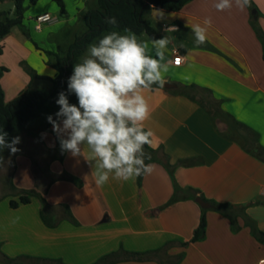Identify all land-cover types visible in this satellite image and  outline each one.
Instances as JSON below:
<instances>
[{
	"label": "crops",
	"instance_id": "0c3cea01",
	"mask_svg": "<svg viewBox=\"0 0 264 264\" xmlns=\"http://www.w3.org/2000/svg\"><path fill=\"white\" fill-rule=\"evenodd\" d=\"M73 1L79 7L76 17L62 12L68 19L53 16L57 21L44 23L40 30L35 19L51 14L55 7L30 8L24 20L26 32L13 27L0 38L5 45L4 49L0 44L2 52L11 51L15 60L26 57L30 62L36 58V63H31L33 68L43 70L37 74L53 78L50 73L57 71L40 48L46 46L48 54L59 53L65 44L68 50L70 36L84 30L81 13L92 2ZM8 2L0 4V11ZM219 2L192 0L180 11L162 10V17L155 16L154 9L151 19L157 35L137 37L153 58L152 40H170L162 64L172 61L176 49L185 59L180 66L170 63L168 72L163 73L165 82L173 87L141 90L150 110L142 127L153 133L149 147L156 150L157 157L148 163L153 170L141 181L139 177L124 181L110 173L107 183L97 185L91 149L82 145L83 156L79 158L65 150L60 159L57 137L69 139L70 135H58L52 125L20 136L16 147L21 149L12 158L7 186L3 188L0 182V264H96L105 255L125 251L157 252L141 260L124 256L115 264H162L175 261L182 253L179 264H258L264 259V161L245 148L243 138L227 119L213 117L207 110L218 103L224 114L257 132L264 148L263 46L251 25V13L257 11L247 6L241 9L236 0H231L232 7L219 11L214 6ZM243 2L240 0L241 5ZM253 2L264 31V0ZM205 19L211 20L210 26L205 25ZM194 25L207 29L206 41L199 46ZM168 27L176 30L165 31ZM63 38L67 39L64 44ZM7 75L1 79L7 102L26 90L29 81L52 85L48 79L31 80L23 71L13 78ZM179 88H186L194 98L177 93ZM59 123L63 128L62 120ZM0 155L7 156L6 161L12 156L8 149ZM168 160L177 164L172 173L165 165ZM176 186L181 188L178 195L185 198L167 205ZM188 188L197 190L198 196L232 207L226 210L228 214L212 206L203 208L196 198H187ZM21 189L35 190L46 198L53 207L55 227L44 223L37 196L28 204L11 207L12 200H19ZM203 209L206 233L192 242Z\"/></svg>",
	"mask_w": 264,
	"mask_h": 264
},
{
	"label": "clouds",
	"instance_id": "9594fccd",
	"mask_svg": "<svg viewBox=\"0 0 264 264\" xmlns=\"http://www.w3.org/2000/svg\"><path fill=\"white\" fill-rule=\"evenodd\" d=\"M236 4L241 9L250 7V0H240ZM215 8L223 11L232 7L231 0H220ZM155 16H163V11L156 9ZM172 15V14H171ZM112 26L118 24L115 17L107 19ZM205 25L210 26L211 20L205 19ZM197 37L196 45L206 41L207 29L199 25L192 26ZM176 30L168 27L165 31ZM125 34L110 31L97 42L88 45L80 63L73 65V74L68 78L67 89L75 95L78 103L70 104L64 92L59 93L56 103L60 106L56 116L61 124L47 117L48 123L58 135L68 132L69 139L61 140V152L71 150V157L83 156L82 145L86 144L94 154L96 184L108 182L109 174L127 181L150 174L153 165L145 164L144 158L151 155L144 150L151 144V130L145 131L142 122L150 115L149 105L141 94L142 89L152 85L166 83L163 73L168 72V61H164V50L170 40L167 37L152 40L155 58L148 55L147 46L138 42L136 33L125 28ZM182 46V45H181ZM178 63V61H177ZM55 70L50 73L55 76ZM21 142L19 136L8 139V133L0 129V153L8 149L10 155L20 151L16 145ZM4 157L0 155V167H3ZM258 264H264V259Z\"/></svg>",
	"mask_w": 264,
	"mask_h": 264
},
{
	"label": "trees",
	"instance_id": "16d2710c",
	"mask_svg": "<svg viewBox=\"0 0 264 264\" xmlns=\"http://www.w3.org/2000/svg\"><path fill=\"white\" fill-rule=\"evenodd\" d=\"M4 1L6 0H0V4ZM9 1L14 3L13 17L10 16V12L0 11V38L7 36L15 26L21 27L22 30L26 32L24 25L25 11L27 9L26 4H37L40 0ZM55 1H57L62 12L65 13L66 10L64 1ZM190 1L192 0H89L88 3L90 4V2H92V5H89V7L81 13L84 21V30L79 35L74 37L65 54L52 53L54 59L47 61L50 66L56 69V76L54 78L43 77L39 76L35 70H30L32 80L38 78L50 80L52 82L50 89H32L29 87L22 91L13 100L7 102L5 99V91L1 85V79L8 69L0 67V129L7 132L8 139L11 140L13 137H20L25 132L33 133V131H31L32 125L37 119L45 120L49 115H51L52 118H54L53 120L59 122L61 119L56 116V113L60 109V106L56 103L59 99V93L64 92L68 97L70 104L78 103L75 95L68 92L67 83L68 78L73 74V65L82 62L81 58L85 55L89 44L97 42L103 35L110 31L115 30L121 32V34H125L123 32L125 28L131 29L134 33H136L137 37L144 34L150 37H155L157 35V30L151 19L152 11L154 9H159L165 12H177L182 10L183 7ZM249 9L252 12L253 10L257 11L256 14L251 13V25L262 43L264 57V31L258 23L257 17L259 16V11L253 0H250ZM110 17L116 18L118 22L116 26L106 23L107 19ZM0 53H2V46H0ZM157 86L160 85L156 84L151 87ZM176 92L194 98L186 88H179ZM201 104L203 107L207 108L204 102H201ZM212 106L215 108V112L209 108H207V110L213 115V117H219L221 115L223 118L231 121V124L234 125L233 127L231 126L232 129H235L237 132L244 130L252 136V138L242 136L245 148L253 155L264 161V148L259 144L258 133L245 124L235 120L230 114H224L218 103L214 102ZM50 125L52 124L47 123L45 128L50 129ZM61 140V138L57 137V147L60 152ZM144 150L151 155L150 160L146 157L144 158L145 164H148L150 161L157 160L156 150L149 147V145H145ZM64 152H61L60 159L63 158ZM165 165L171 173L173 168L177 166V164H170L169 160L165 163ZM142 177L143 175L139 177V181H141ZM69 179L75 180L73 177H69ZM180 189L181 188L176 186L175 194L167 205L185 198L178 195ZM19 191V200H12L11 207L17 208L21 204H28L31 202L33 196H37L40 198L42 203L41 217L44 223L49 227H55L57 225V220L54 218L55 215L53 207L42 194H39L35 190L21 189ZM185 192L188 194L187 198L195 199L197 197H201L203 200L210 203L213 208L226 214H228L226 210L232 207L229 204L218 203L213 200H208L204 196H198V191L193 188H188ZM64 210L68 213L71 220L77 223L67 206H65ZM204 211L205 209H203L199 226L196 228L191 239L192 242L198 241L206 233L207 221ZM156 252L157 251L145 253L126 251L113 252L101 257L96 264H115L122 261L125 258L124 256L128 259L133 258L141 260L146 256L148 257L150 254H156ZM0 255L3 257L2 254ZM183 256L184 254L182 253L175 261H170L168 263L162 262V264H179L183 259ZM15 264L20 263L15 262Z\"/></svg>",
	"mask_w": 264,
	"mask_h": 264
},
{
	"label": "rangeland",
	"instance_id": "374dc122",
	"mask_svg": "<svg viewBox=\"0 0 264 264\" xmlns=\"http://www.w3.org/2000/svg\"><path fill=\"white\" fill-rule=\"evenodd\" d=\"M6 1H9V0H6ZM63 1H64L65 9H66L68 15H70V17L75 15L74 17H76L78 15L77 12H78L79 7L78 8L76 7L75 1H73V0H63ZM83 2H85V0H83ZM83 5H84V8H86L87 5H85V4H83ZM52 6L55 7V11H51V15L52 16H56L60 20L63 19V18L68 19V15L62 13L61 8L59 7L57 1H55V0H40L39 3H37V4L27 3L26 4V8L27 9L25 11V16L28 19V15L31 12L30 8L32 9V8L41 7V8H46V9L50 10ZM1 8L4 9L2 11L10 12L9 13L10 16L13 17V10L14 9L13 10H11V9L14 8V3L12 1H9L8 4L2 5ZM87 8H88V6H87ZM28 21H30V20H28ZM35 21H36V19H35ZM75 31L78 32V30H75ZM81 32H78V33L74 34V36H72V38L70 36V39L68 38L69 39V42L68 43H71L73 41L71 39H74V37L76 35H79ZM66 40L67 39L63 38V40H62L63 44L66 42ZM0 44H2V46L5 49V45L1 42V39H0ZM40 49H41L40 51L42 53H46L47 54L46 56H47V59L48 60H53L54 59V57H53L52 54H48L49 50H48V48H46V46L41 47ZM66 52H67V45L65 46V44H64L63 47L61 48V50L59 51V53L65 54ZM25 56H28V55H25ZM29 58H30V56H29ZM32 62L33 63L34 62L36 63V58L32 57V59H30V62H28V59L26 57L23 58V59H21V60H18V59L15 60V59H13V54H12L11 51H6L4 53L3 52L0 53V67L7 68L8 69V71L6 72L8 74L7 76H10L12 78H13V76H18L19 72L22 73V71H23L32 80L30 70L38 71L36 68H33L32 64H31ZM47 68L49 69L48 66H47ZM21 69H22V71H21ZM38 73H40V74L43 73L42 68H40V72L38 71ZM31 83L32 82L29 81V84L28 85L32 89H36L37 88V85H41V84H38L37 81L34 84H31ZM50 88H51V85H49L47 83L41 85V89H50ZM201 95L204 97L205 101L208 102V97L206 96V94L201 93L200 96ZM209 107L212 109L213 112H215V108H213L212 106H209ZM218 118L220 119L221 116H219ZM223 121H224V118H223ZM227 122L229 123L230 126H232V127L234 126L228 120H227ZM47 123H48L47 119H45V120L37 119V120H35L33 122L31 131H33V132L40 131L41 129H43V128L46 127ZM238 134H239V137L240 136L241 137L242 136H247V138H252V136L250 134H248L244 130H240L238 132ZM25 136H28V135H25ZM240 139L242 140V138H240ZM19 149H21V148L19 147ZM15 155L9 156L8 157V159H9L8 161H6L7 156H4V164H3V167H0V182H1V186H3V188H4V186H7V179H9L8 176H9V174L11 172V169H12V166H13L12 158Z\"/></svg>",
	"mask_w": 264,
	"mask_h": 264
},
{
	"label": "built area",
	"instance_id": "2783aa9c",
	"mask_svg": "<svg viewBox=\"0 0 264 264\" xmlns=\"http://www.w3.org/2000/svg\"><path fill=\"white\" fill-rule=\"evenodd\" d=\"M56 21H57V19L49 13L39 15L36 18V29L40 30L44 23H53ZM177 61H178V63H177ZM172 62L175 66H180L185 62L183 55L177 49L173 51Z\"/></svg>",
	"mask_w": 264,
	"mask_h": 264
},
{
	"label": "water",
	"instance_id": "95a60500",
	"mask_svg": "<svg viewBox=\"0 0 264 264\" xmlns=\"http://www.w3.org/2000/svg\"><path fill=\"white\" fill-rule=\"evenodd\" d=\"M164 86L168 88V87H173L174 84L165 83ZM196 200L203 208H210L211 207V204L206 202L205 200H203L201 197H197Z\"/></svg>",
	"mask_w": 264,
	"mask_h": 264
}]
</instances>
